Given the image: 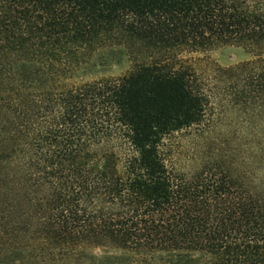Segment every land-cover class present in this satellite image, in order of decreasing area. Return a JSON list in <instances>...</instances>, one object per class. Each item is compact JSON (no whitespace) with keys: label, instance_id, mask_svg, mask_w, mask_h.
I'll use <instances>...</instances> for the list:
<instances>
[{"label":"trees","instance_id":"trees-1","mask_svg":"<svg viewBox=\"0 0 264 264\" xmlns=\"http://www.w3.org/2000/svg\"><path fill=\"white\" fill-rule=\"evenodd\" d=\"M0 264H264V0H0Z\"/></svg>","mask_w":264,"mask_h":264},{"label":"rangeland","instance_id":"rangeland-1","mask_svg":"<svg viewBox=\"0 0 264 264\" xmlns=\"http://www.w3.org/2000/svg\"><path fill=\"white\" fill-rule=\"evenodd\" d=\"M204 56H196V58H203ZM206 59L222 68H230L248 62L252 60V57L241 48L229 46L206 54ZM130 69L131 66L126 52L121 48L111 49L98 54L95 57L92 67L86 70L80 78L86 82L100 78H118L126 75ZM73 83H79V81L76 79ZM217 110L219 121L209 135L212 141L217 140V144H220L222 149H226L227 147L221 146V143L226 140H229L230 144L232 141L230 147L235 146V149L236 147L238 149L240 142L242 146L247 144L251 140V130L250 126L246 123L245 116L243 117L239 113L232 112L228 109L223 110L221 106ZM96 253L100 254L99 251Z\"/></svg>","mask_w":264,"mask_h":264}]
</instances>
